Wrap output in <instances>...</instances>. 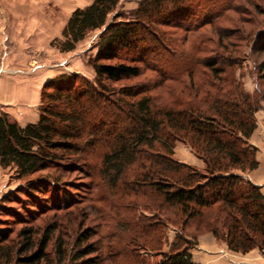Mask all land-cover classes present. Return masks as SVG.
Masks as SVG:
<instances>
[{
  "label": "trees",
  "instance_id": "1",
  "mask_svg": "<svg viewBox=\"0 0 264 264\" xmlns=\"http://www.w3.org/2000/svg\"><path fill=\"white\" fill-rule=\"evenodd\" d=\"M123 1L95 0L72 13L54 45L70 53L90 33L102 30L97 53L89 60L95 79L77 81L62 74L47 82L36 123L22 127L0 111V165L13 167L32 195L44 189L38 186L42 182L65 185L67 173L81 170L78 160L84 150L104 148L101 172L109 184H130L135 195L142 190L149 198L156 196L146 206L163 218L140 220V226L124 221L128 231L143 233V248L133 241L130 251L109 252L108 259L114 258L117 264L126 254L132 256L133 264H195L190 251L197 245V235L204 232L224 240L233 252H264V194L243 176L259 164L257 149L248 141L257 128L255 114L264 102V28L257 30L249 49L259 63V86L249 94L237 77L241 67L230 56L213 52L203 58L190 57L191 64L205 66L210 73L201 83L194 81L189 69L172 70V63L176 66L181 60H176V49L169 46L172 40L165 43L164 38L191 17L194 0H141L136 9L116 13ZM254 10L264 14L258 5ZM221 11L213 12L215 18L203 26H211L218 48L235 53L237 44L252 35L247 28L252 22L239 17L231 28L220 26L217 22L228 12L241 13L231 2ZM191 30L186 25L184 31ZM161 46L171 55L165 64ZM177 56L185 59L183 54ZM146 70L160 81L155 78L119 89L109 84L140 78ZM184 72L187 84L171 85ZM159 88L169 101L159 103L158 95H152ZM177 141L185 142L205 162L204 170L173 157ZM194 225L190 238L187 234ZM169 227L177 234L169 251H163L164 232ZM56 231L48 227L40 235L32 228L24 229L23 242L15 249L0 229V264H49L47 249ZM91 237L89 232L81 234L77 246H85L70 255L60 248V264H101L95 247L88 244ZM155 240V249L144 245ZM142 250L154 257L145 256Z\"/></svg>",
  "mask_w": 264,
  "mask_h": 264
},
{
  "label": "rangeland",
  "instance_id": "2",
  "mask_svg": "<svg viewBox=\"0 0 264 264\" xmlns=\"http://www.w3.org/2000/svg\"><path fill=\"white\" fill-rule=\"evenodd\" d=\"M36 1L37 0H35L36 5L32 6V8H35L33 14L40 13L43 15L42 11H45L48 21L53 20L55 22L53 31H45L42 27L34 31L33 29L36 26L32 25L31 31H29V33H24L26 31L24 29L25 24L23 23H25V20L28 18L19 10V8L24 7V5L18 6L24 4V2L22 0L0 2V9H9L11 11V13L7 14L5 17L7 23L9 22L8 26L1 28L4 39L1 40L0 45V84L13 82L21 78L26 79L25 76L30 77L31 75L39 74L40 71L52 73L53 77L47 82L56 79L62 74L71 75L77 78V81L82 78L88 79L91 82L94 81L95 70L89 64V60L97 53V44L100 40L102 30H98L100 34L97 36L90 33L85 39L86 41L84 40L79 43L76 50L81 52V56L76 55V57H78L77 59H79V63L77 64L75 62L77 61L76 57L70 54L72 58L68 55L69 53L61 52L60 49L54 45L57 39L62 38L63 30L68 23L66 22L64 26L61 25V18L63 20L64 16H62L60 8H56V5L53 3L49 4L44 2L48 4V10H43V7L46 6L41 4L42 0ZM124 1L121 3L116 13H127L136 9L141 0L138 1V4L131 3L128 5ZM194 1V8L191 9V12L189 11L191 17L189 16L187 18V22H185L181 28L173 31L174 33L168 32L164 38L165 43L170 39L172 40L173 44L169 46L171 49H176L177 53L174 54L176 60H181V63L176 66L172 63V70L175 68H182L184 70L189 69L194 72V81L196 83H201L206 80L207 77H210V73L209 71L206 72L205 66L194 63L191 64L188 61L190 57L203 58L208 55H213V52L230 56L237 61L241 67L240 70H238L239 67L237 68L236 73L239 80L243 83L245 91L249 94H254L259 86V71L257 68L259 63L258 61L255 63L254 56L249 53V49L257 30L264 28V14L258 15L254 10L255 5H258L260 9L264 10V0H251L250 3H248L247 0ZM230 2L232 6L236 3L241 13L236 14L230 11L221 18L217 24L231 28L235 26L233 24L234 20L241 17L245 21L248 20L252 22L251 26H247L248 29L252 30V35L247 36L246 41L237 44L238 48L235 53L229 54L217 47V35L212 33L211 26L203 25L215 18L212 13L216 10H222L220 12V14H222L224 8ZM36 9H38L39 12H37ZM243 9L245 12H243ZM199 24L204 28L199 30L197 27ZM186 25L191 26L193 31L191 30L192 32L190 33L184 31ZM248 29H246V31ZM208 38H211V40H208ZM232 41L236 40L233 39ZM94 47H96V51L89 52L93 51ZM162 47L163 46H161L160 49V55L163 57L162 63L165 64L167 61L171 60V55L169 54L170 52H166ZM204 49L206 51H204ZM84 50L85 52L83 53ZM181 54L185 56V59L177 56ZM128 59H131L130 56ZM258 59L260 58H257V60ZM262 59L263 58H261L260 61ZM115 63H117V61L112 62V64ZM155 78L156 81H160V78L157 77L155 73L146 70L140 78L117 83L111 82L109 84L119 89L136 83H144ZM23 79L22 81H26ZM179 79V82H171V85L174 87L176 85L179 86V84L184 86V84H187L189 81L185 72L181 74ZM29 81L33 83L35 79L28 80V82ZM47 82H45V84ZM167 82L170 84L169 81ZM253 89L255 90L253 91ZM152 95H158L159 103H164L167 100L169 101L170 98L168 94L160 88L156 89ZM261 110H264V102L255 114L257 128L248 142L257 149L256 159L258 163L260 162L257 169L262 168V170H264V114L262 113L264 111L261 112ZM0 111L2 110L0 109ZM124 124L129 125L128 122ZM103 156L104 148L102 147L96 150H84L79 157L82 158V160H78L79 162L77 161L79 167H82L80 168L81 170L72 172L71 174L67 173L64 178V180L67 181L65 185L56 186L50 182V185L42 182L38 186L44 189L38 190L36 193H34V191L32 195L29 193V188L27 189L25 186L26 181L18 178L16 170L13 167L4 168L0 165V229L8 235L9 244L15 249H18L23 242L20 234L24 229L32 228L42 235L48 227H56L57 231L55 232L54 239L47 249V254L50 259L49 264H60V248L67 251L69 255L78 249H82L85 245L78 247L77 241L81 234L85 232L92 233L91 240L88 244L95 247L96 253L94 255L98 257L101 264H117V260L114 258H112V260L108 259L109 252L111 253L118 249L126 250V248L130 251V244L133 243V241L135 244L137 243V247L140 246L143 248V241L140 240L143 233L140 234L141 231L139 230L136 232L128 231L129 229H127V225L124 221H131L135 223L136 226H140V220L153 222L158 219L161 221L163 218L161 219L153 210L149 211L146 206V203H148L150 199L154 200L156 196L149 198L143 194L142 190L141 193L135 195L134 190H132V185L130 184L125 186V184L120 182L116 187L110 185L101 172ZM173 157L177 161L186 164H189L188 162L191 159L194 160L198 158L200 161L194 160L193 162L195 163L197 161L196 163H198L200 167L192 164L189 165L201 170H204L206 165L205 162L183 141L176 142ZM248 172H253V170ZM239 173L241 172L239 171ZM38 175H36L35 178L38 177ZM243 176L249 179L245 175ZM41 192L44 193L41 194ZM144 216L150 218H144ZM180 224V222L177 223L178 226ZM195 227L196 225L190 227L189 231H191V233L187 234L189 235L188 237L191 238L194 236ZM169 229L166 231L164 230L166 237L163 239V246H165V242L168 241L167 235L169 236ZM110 232H113L111 238L107 236ZM209 233L213 234L211 232ZM199 235L200 234L197 236L199 237ZM155 242L156 240L149 244L147 243V245L144 243V245L147 248L155 249L157 246ZM108 243H111L112 246H108ZM123 250H118V252ZM142 251V253L147 256L148 251ZM230 253L235 254L236 252L230 250L229 254ZM237 254H239L238 260L245 261L244 264H264V252H261L259 249H256L253 253H247L249 255ZM242 256H244V258ZM252 256L256 257L252 258ZM88 257L90 256L86 258ZM147 257L152 258L150 254ZM131 258L132 256L130 254H126L122 257L123 261L121 259L118 264H133ZM254 259L257 260L255 263L252 262ZM68 262L69 261L65 264Z\"/></svg>",
  "mask_w": 264,
  "mask_h": 264
},
{
  "label": "crops",
  "instance_id": "3",
  "mask_svg": "<svg viewBox=\"0 0 264 264\" xmlns=\"http://www.w3.org/2000/svg\"><path fill=\"white\" fill-rule=\"evenodd\" d=\"M3 1L7 2L8 0H0V2ZM22 1L24 2V4H20L18 6L24 5V7H20L19 10H21L20 12L24 13L28 18L27 20H25V23H23L25 24L24 29L26 31L24 33H29V31H31L32 29V25L36 26L33 29L34 31H36V29L38 30L41 27L45 29V31L54 30L55 22L53 20L48 21L47 13L45 11H42L43 15H41L40 13L33 14L35 8H32V6L36 5L35 0H22ZM94 1L95 0H42L41 4H44L46 6L43 7V10H48L47 7L48 4L46 3L49 4L53 3L56 5V8L59 7L62 16H64L63 20L61 18V25L64 26L76 9H83L91 5ZM138 1L140 0H125L124 2H126V4L128 5L131 3L138 4ZM36 2H38V0ZM36 10L37 12H39L38 9ZM9 13H11L9 9H5V10H3V8L0 9V45H1V40L4 39L2 35L3 31L1 30V28H5V26H8L9 22L7 23L5 17ZM99 32L100 31H95L92 32L91 34L97 36L100 34ZM94 51H96V47H94L93 51H89V52H94ZM84 52L85 50L83 51V53ZM70 54H72L73 57H76V55L81 56V52H79L78 50L74 51L73 53H69L68 55ZM77 58L78 57H76V59ZM78 60L79 59L75 61L77 64L79 63ZM40 73L36 75L35 74L31 75L30 77L25 76L26 79L23 78L17 79L18 81L17 80L13 81L15 80L13 79L12 80L13 82H6L0 84V109L3 112L9 114L10 118L18 122L22 127L31 123H36L39 120L40 117L39 106L41 104L42 87L44 86L45 82H47L53 77L51 72L47 73L46 71L44 72L40 71ZM22 79L26 81H22ZM31 79H35V81L33 83H30V81L28 82V80ZM254 90L255 89H253V91ZM262 111L264 110H261V112ZM262 113L264 114V112ZM194 160L200 161L198 158H195ZM194 160L191 159L189 162L188 161L187 162L189 164L200 167V165L196 163L197 161L195 163L193 162ZM243 175L248 177L249 180L252 181L255 185L259 186L261 188L262 193L264 194V170H262V168H258L257 170L255 169L253 170V172H248L245 174L243 173ZM169 228H170L169 236L167 235L168 241L165 242L164 244L165 246H163V251H169L170 245L177 234V231L173 227H169ZM197 243L198 244L191 250L193 258L195 259L193 260L195 261L196 264H228V263L244 264L245 263V261L238 260L239 254L237 253L229 254L230 249L228 248L227 243L222 240L221 241L218 240L213 234H210L209 232H204L200 234L199 237H197ZM255 250H252L251 253L255 252ZM149 254L152 257H154L153 253L147 252V256ZM242 257L244 258V256ZM254 257L256 256H252V258ZM255 261L257 260L254 259V261L252 262L255 263Z\"/></svg>",
  "mask_w": 264,
  "mask_h": 264
}]
</instances>
